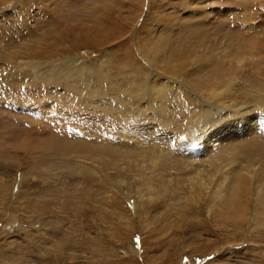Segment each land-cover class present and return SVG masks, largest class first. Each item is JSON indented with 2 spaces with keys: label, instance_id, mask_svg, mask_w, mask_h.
<instances>
[{
  "label": "rangeland",
  "instance_id": "1",
  "mask_svg": "<svg viewBox=\"0 0 264 264\" xmlns=\"http://www.w3.org/2000/svg\"><path fill=\"white\" fill-rule=\"evenodd\" d=\"M262 8L264 0H0V264H264V215L251 216L252 196L236 216L215 219L209 198H190L163 171L157 192L166 194L150 202L133 173L149 174L143 160L159 159L162 147L140 151L120 132L134 117L90 110L84 98L93 85L101 99L131 92L141 103L163 83L152 67L191 87L171 102L186 109H170L176 132L201 113L194 95L211 99L207 81L228 89L225 72L235 90L226 100H250L264 89ZM206 52L220 56L215 67ZM142 62L148 73L137 70ZM79 73L84 97L67 91ZM51 89L57 95H44ZM43 97L68 110L48 114ZM94 118L106 120L98 134Z\"/></svg>",
  "mask_w": 264,
  "mask_h": 264
},
{
  "label": "bare ground",
  "instance_id": "2",
  "mask_svg": "<svg viewBox=\"0 0 264 264\" xmlns=\"http://www.w3.org/2000/svg\"><path fill=\"white\" fill-rule=\"evenodd\" d=\"M110 53L107 52L106 55L109 56ZM205 57L206 60L210 62V64L208 63L209 65H207L213 67H215L213 64L214 61L218 62L220 59L218 58L220 56L211 52H206ZM106 60L109 62L108 58H106ZM151 61L153 62V59H151ZM144 64L145 63L143 62L139 64L137 70L143 73H148ZM103 66L105 67V65ZM151 69H149L150 72H152L151 78L156 75L163 76V83L162 85L151 83L153 90L152 93L145 96V98L142 99V102L138 104L135 95L131 92L125 93V98L123 95L122 100L109 99L108 97H103L101 99L98 97L100 91L99 87L96 89L93 85L87 87L88 90H86V92H88V94L86 93L87 95L84 97V94L82 93L84 92L85 86H88V83L83 81L82 73H79L76 76L78 84L67 82V91L70 94L79 92L80 96L85 98L86 106H88L90 110H93L98 104H102L107 107L106 109H108L107 111L109 112L118 110V107H120L127 114H130L129 116L134 117L133 121H128L126 124L121 122L119 124L120 132L123 135L124 140L130 137L133 140L132 145H138L137 148L140 151L145 149L150 150V146L157 143L162 147L160 148L161 152H163V154H160V158H163L162 160H160V158L158 159L159 156L154 157V154L151 152H149V154L151 153L152 158H149L148 156L146 160H143V166H146V169L149 170V174L144 171L139 172L140 170H136V172L133 173L134 176L142 182L139 193L142 196L148 194L151 198L150 202H153V200H156L157 198L159 199L166 194L165 191H162L164 189L161 188V190H159L161 193L157 192V187L161 185L159 182L161 183L165 178L162 175L163 171H165L169 175L168 180L170 182L175 181L174 184L180 186L183 190H185V188H183L181 184L189 187L186 189L187 191L184 192H187L185 194L190 198H194L196 195L199 196V194L209 198V200L207 199L208 201H205V204H207L206 211L209 215L214 216L215 219L217 216L223 220L225 217L232 218L233 216H236L234 210L237 205H240L239 212L244 210L243 204L241 205L239 201H242L246 195H248V197L252 196L253 198V210L251 208L252 212H250L251 216L252 214H254V216H263L264 89H252L250 91L252 93L250 100H236L228 97L229 99L227 101V94L232 93L235 90H232L233 84L231 81H233V78H230L225 72L223 76L225 75L224 77L230 80L227 83L228 89L224 91L226 93L218 91L219 87L217 86H220L221 84L217 85L218 83H215V87H213V85H209L210 83L207 81L208 86L204 85L202 88L205 87L208 89L211 99L205 101L203 98L194 95L201 99L200 105L198 106L201 113L197 116L196 123H184L180 132H176L175 130L178 129L177 127L175 130L169 129V125L175 123L174 121L176 119L174 114L175 111H171L170 109L179 108V112L185 113L186 109L182 105L183 101L180 100L183 99L186 91L191 92V87H188L181 78L164 75L163 72H157L158 70L156 71L152 67ZM153 72H155V74H153ZM103 76V80L106 79L103 82V91L106 95L110 96L106 90L111 84V80L107 79V72H105ZM223 76L222 78L224 79ZM59 78L61 77H58V79ZM59 81L60 80H58V82ZM73 82H75V80ZM222 83L224 84L223 81ZM181 86L182 89H180ZM240 87H244L243 83H239V87L236 88V90ZM109 88L113 92L114 86H109ZM44 89L40 92L43 93ZM181 91L183 93H181ZM57 93L58 89H51L50 92L45 90L44 95H57ZM223 93L226 95L223 96ZM20 94L22 93L20 92ZM37 96H39V94ZM174 98H180V100L171 103L176 100ZM40 99H44V101L46 100L43 107L47 110L48 114L56 110H60V112L64 113L65 109H67V105L64 106L62 104L59 106L60 103H57L58 100L54 103L52 100L45 97ZM69 99L70 98H68V100ZM216 99L226 101L221 104V102H215ZM246 101H249L252 106H248ZM135 102L136 105L132 106ZM255 106L260 108L256 113H254ZM42 110L40 111L42 112ZM94 119L96 122H94L93 126L89 125V127L91 130H96L94 133L98 134L99 129H103L102 127L106 120L100 118ZM100 120H103V123H100ZM184 136H186V138ZM193 145H195V147H193ZM153 148H155L154 145ZM178 153L181 154L178 155ZM188 169L190 170V173L187 176H181L179 174L181 172L185 173ZM243 172H245V174ZM173 173L175 174L174 176L172 175ZM161 186L164 188L163 184ZM137 212L138 208L136 207V213ZM258 223L263 224V221H258Z\"/></svg>",
  "mask_w": 264,
  "mask_h": 264
},
{
  "label": "snow or ice",
  "instance_id": "3",
  "mask_svg": "<svg viewBox=\"0 0 264 264\" xmlns=\"http://www.w3.org/2000/svg\"><path fill=\"white\" fill-rule=\"evenodd\" d=\"M242 9H237V11H240ZM261 11H264V8L261 9ZM193 147H195V145H193ZM137 243H139L138 239H137Z\"/></svg>",
  "mask_w": 264,
  "mask_h": 264
}]
</instances>
